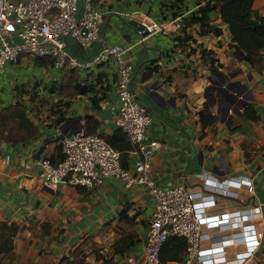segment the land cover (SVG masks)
<instances>
[{
    "label": "crops",
    "instance_id": "0c3cea01",
    "mask_svg": "<svg viewBox=\"0 0 264 264\" xmlns=\"http://www.w3.org/2000/svg\"><path fill=\"white\" fill-rule=\"evenodd\" d=\"M208 1L109 0L102 7L101 41L83 49L68 38L67 51L84 62L103 43L126 51L134 67L132 89L153 117L148 139L161 143L151 171L160 187L196 189L203 173L247 176L264 204V69L243 59L218 11L210 14L208 27L195 24L144 42L137 32L139 13L156 21L187 19ZM253 11L264 17V0H255ZM66 75L47 60L27 58L8 63L0 74V112L21 103L39 130L27 142H0V224L18 227L0 264H147L153 202L144 187L127 190L115 179L94 189L62 185L54 191L42 184L35 161H59L62 136L81 129L111 136L118 129L117 64L79 70L85 94L64 95ZM238 207L227 202L224 209ZM124 239L129 245L118 252L115 246ZM256 263L264 264V244Z\"/></svg>",
    "mask_w": 264,
    "mask_h": 264
},
{
    "label": "built area",
    "instance_id": "2783aa9c",
    "mask_svg": "<svg viewBox=\"0 0 264 264\" xmlns=\"http://www.w3.org/2000/svg\"><path fill=\"white\" fill-rule=\"evenodd\" d=\"M3 0L0 5V74L8 63L21 58H49L56 69L91 71L114 62L118 68L119 113L116 126L129 139L130 167L122 165L121 153L99 134L81 129L60 140L63 159L44 156L35 161L43 186L57 190L62 185L94 189L108 179L122 182L125 189L144 187L153 202L147 227L144 254L147 264H163L161 253L170 238L186 240L179 264H257L264 244V204L256 196L253 177L217 179L203 173L201 185L162 188L151 171L157 140L148 139L153 117L132 89L134 67L118 44L103 43L88 61L73 59L67 51L71 38L87 49L101 41L105 19L103 5L109 0ZM140 42L158 34L170 35L185 27L183 17L156 21L145 13L137 15ZM132 19H135L132 15ZM148 35L141 37L143 32ZM227 202L240 207L226 208Z\"/></svg>",
    "mask_w": 264,
    "mask_h": 264
},
{
    "label": "trees",
    "instance_id": "16d2710c",
    "mask_svg": "<svg viewBox=\"0 0 264 264\" xmlns=\"http://www.w3.org/2000/svg\"><path fill=\"white\" fill-rule=\"evenodd\" d=\"M176 1L179 2V0ZM254 1L209 0L205 5H201L197 12L185 19L186 23L183 32L195 24H200L202 28L208 27L212 21L210 14L218 11L223 23L229 26L234 47L240 49L252 67L261 72L264 69V17L259 16L253 11ZM164 19H168V17L164 16ZM214 31L218 34L220 33L217 29ZM186 39L188 38L185 37L184 40ZM39 60H47L48 65H53V61L49 58ZM79 81V70L68 69L67 75L63 80L62 93L64 95L87 93L88 89L82 87ZM38 136L39 130L37 126L28 118L26 109L21 103L10 105L0 112L1 143L27 142L36 139ZM102 137L112 148L121 153L123 167L129 168L130 159L128 152L131 145L126 134L118 128L113 135ZM58 150L61 152V146L58 147ZM62 159L63 157L59 161ZM54 161L57 162V160ZM17 231L18 227L15 225L0 224V255L12 251L13 239ZM127 241V239L120 240L116 244L115 249L120 247L118 252H124L129 245ZM186 248L187 243L185 239L178 237L170 238L164 245L161 253L162 263L181 262Z\"/></svg>",
    "mask_w": 264,
    "mask_h": 264
},
{
    "label": "water",
    "instance_id": "95a60500",
    "mask_svg": "<svg viewBox=\"0 0 264 264\" xmlns=\"http://www.w3.org/2000/svg\"><path fill=\"white\" fill-rule=\"evenodd\" d=\"M137 28H138V30H140V31L143 30V28H142L141 26H139V25L137 26ZM147 35H148V32L145 31V32H143V33L141 34V37H145V36H147ZM238 50H239V52L243 55V57H244L243 59L245 60L246 57H245L244 53H243L240 49H238ZM63 137H64V136H62L60 139H63Z\"/></svg>",
    "mask_w": 264,
    "mask_h": 264
},
{
    "label": "rangeland",
    "instance_id": "374dc122",
    "mask_svg": "<svg viewBox=\"0 0 264 264\" xmlns=\"http://www.w3.org/2000/svg\"><path fill=\"white\" fill-rule=\"evenodd\" d=\"M60 103H61V101H60ZM232 114L234 115V114H235V112H233Z\"/></svg>",
    "mask_w": 264,
    "mask_h": 264
}]
</instances>
